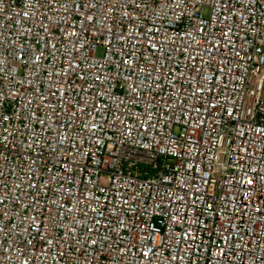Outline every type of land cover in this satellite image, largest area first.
<instances>
[{
	"label": "built area",
	"instance_id": "obj_1",
	"mask_svg": "<svg viewBox=\"0 0 264 264\" xmlns=\"http://www.w3.org/2000/svg\"><path fill=\"white\" fill-rule=\"evenodd\" d=\"M0 264H264V0H0Z\"/></svg>",
	"mask_w": 264,
	"mask_h": 264
},
{
	"label": "rangeland",
	"instance_id": "obj_2",
	"mask_svg": "<svg viewBox=\"0 0 264 264\" xmlns=\"http://www.w3.org/2000/svg\"><path fill=\"white\" fill-rule=\"evenodd\" d=\"M100 52H101V50H100Z\"/></svg>",
	"mask_w": 264,
	"mask_h": 264
}]
</instances>
